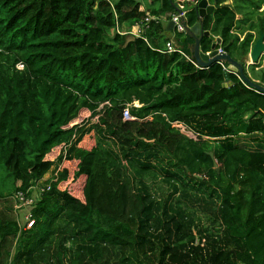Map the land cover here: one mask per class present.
<instances>
[{"label": "trees", "instance_id": "1", "mask_svg": "<svg viewBox=\"0 0 264 264\" xmlns=\"http://www.w3.org/2000/svg\"><path fill=\"white\" fill-rule=\"evenodd\" d=\"M207 1L203 30L244 65L264 0ZM173 3L0 0V264H264V94L233 74L224 87V65L197 67L183 34L166 53ZM146 14L160 21L123 31ZM260 66L246 74L264 85Z\"/></svg>", "mask_w": 264, "mask_h": 264}, {"label": "water", "instance_id": "2", "mask_svg": "<svg viewBox=\"0 0 264 264\" xmlns=\"http://www.w3.org/2000/svg\"><path fill=\"white\" fill-rule=\"evenodd\" d=\"M169 1L172 2V0ZM173 6L175 7L176 12H179L176 3H173ZM187 9L190 8H184V10ZM196 10L198 21L191 27L186 24V20L184 18H181V23L183 24L184 28V36L180 40V43H184L187 38L193 40V44L190 47V51L191 60L195 63V65L199 68L205 69L216 63L223 64L225 66L223 78L225 82H227L226 84H224V87H229L232 85L231 82H228V75L233 74L235 76H238L241 81L247 86H249L251 89L261 94H264V85L252 81L246 74L247 69L250 66L257 65L259 63H261V66L259 68H256L255 70L259 71L261 69H264V36L260 35V37L254 42V44L250 48L249 54L247 55L245 64L242 65L241 63L236 62L234 59L231 58L229 54V45L224 46L222 48L223 52L218 54L217 48L222 44L221 39L219 37L213 36L210 32V28L207 30H203V19L206 15L212 14L214 7L211 6L207 0H200L198 6L196 7ZM165 30L166 32L173 31L172 21L167 22ZM203 38H207L211 43L209 51L210 53L208 55L200 50V42ZM182 132L183 131H181V133ZM186 136L190 137L189 135ZM192 137L193 136L191 135L190 138ZM209 156L213 158L212 153H209ZM214 168H216L218 172L219 169L215 162Z\"/></svg>", "mask_w": 264, "mask_h": 264}, {"label": "built area", "instance_id": "3", "mask_svg": "<svg viewBox=\"0 0 264 264\" xmlns=\"http://www.w3.org/2000/svg\"><path fill=\"white\" fill-rule=\"evenodd\" d=\"M200 0H179L176 3V6L179 10V12H176L170 21L173 22V31H172V37L170 40H168L165 44V49L164 51L168 54L170 53H174V52H178L180 53V48L176 45V36L179 34H183L184 35V28H183V24L181 23V18H184L186 20V13L188 10L191 9H196V7L198 6ZM190 8L187 10H184V8ZM160 20L155 17V16H151L149 14H146L145 18L142 20V22L135 24V27H132V29L134 30L133 33H131L132 35L139 37L143 31L148 27V25L151 22L154 23H158ZM130 33V32H129ZM217 52L218 54L222 53V48H217ZM210 52H206L205 54H209ZM223 65V64H221ZM18 69H22L23 65L21 63L17 64L16 66ZM225 67V66H224ZM238 77V76H237ZM239 78V77H238ZM240 79V78H239ZM241 80V79H240ZM134 106L138 107L139 105H135V103L133 104ZM129 106L127 105L123 111H122V119L124 121L127 120H133L134 118L131 117L130 112H129ZM262 123L264 124V119L262 121ZM178 125V124H175ZM60 171V168L57 170V172ZM56 172V173H57ZM19 200L21 202V205L16 207V209H20L22 206L24 207H30L32 204V200L30 199H25L21 194H19ZM31 209V207H30ZM31 215L29 213H27L24 217H22L24 224L26 225L27 228H30L33 224V221L30 219Z\"/></svg>", "mask_w": 264, "mask_h": 264}, {"label": "rangeland", "instance_id": "4", "mask_svg": "<svg viewBox=\"0 0 264 264\" xmlns=\"http://www.w3.org/2000/svg\"><path fill=\"white\" fill-rule=\"evenodd\" d=\"M128 31V32H130V33H133V29L132 28H129V26H126V29L125 28H123V31ZM135 105H139L138 103H135ZM88 122H90L91 124H95L96 122H97V120H96V117L95 118H93V119H89V121ZM174 127H177L180 131H183L182 133H184V134H186V135H189L190 137H191V135L193 136L192 138H194L195 139V135L192 133V132H190L189 130H187L184 126H182V125H174ZM94 145V140H93V137L92 136H90V137H87V138H85V140L83 141V143H82V147H84V148H91L92 146ZM54 157V156H53ZM124 164H125V162H124ZM65 167H67V169H68V174L69 175H73V173L76 171V167H75V163H69V164H66V165H64ZM63 169V166H61V168H60V171ZM55 172H57V170L55 171ZM159 174H160V172H159ZM50 177H52V174L50 175V174H48V175H46L45 176V180L46 179H49ZM76 183H77V190H80L81 189V184L83 183V181L82 180H76L75 181ZM151 191H152V194L155 196V197H157V198H160V197H163V196H165L166 194H167V192H168V189L166 188V186L162 183V178H161V176H159L158 175V177H157V179L156 180H153V181H151ZM9 201V206L12 208V210H13V213H15L14 212V208H13V201H12V199L10 200H8ZM23 211L22 210H20V211H18L17 212V214L19 215L20 213H22ZM194 213H195V216H198V218L200 217L201 218V220H202V223H204L205 225H206V219L203 217L204 215L201 213V211H199V210H194ZM16 214V213H15ZM13 216H16V215H14L13 214ZM206 216V215H205ZM21 218V217H20ZM20 220V219H19ZM20 222L22 223V221L20 220Z\"/></svg>", "mask_w": 264, "mask_h": 264}, {"label": "crops", "instance_id": "5", "mask_svg": "<svg viewBox=\"0 0 264 264\" xmlns=\"http://www.w3.org/2000/svg\"><path fill=\"white\" fill-rule=\"evenodd\" d=\"M179 0H174V3H177ZM166 37L168 38V40H170L171 39V37H172V32H167V34H166ZM247 72H248V75L249 76H251V73H250V70H249V68L247 69ZM252 81H255V82H258L257 80H252ZM261 134H255V135H253L254 137L255 136H257V137H259V138H263L262 136H260ZM239 137H244V135H241V136H239ZM245 143H249V144H253V142L251 141V140H249V141H245ZM59 168H61V167H59Z\"/></svg>", "mask_w": 264, "mask_h": 264}]
</instances>
